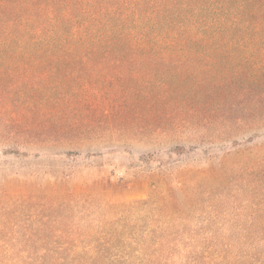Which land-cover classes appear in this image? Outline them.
I'll use <instances>...</instances> for the list:
<instances>
[{
    "label": "trees",
    "instance_id": "16d2710c",
    "mask_svg": "<svg viewBox=\"0 0 264 264\" xmlns=\"http://www.w3.org/2000/svg\"><path fill=\"white\" fill-rule=\"evenodd\" d=\"M130 118L152 131L214 128L217 139L263 128L264 0H0L4 155L34 131L79 144ZM228 159L221 172L184 173L181 201L5 183L0 264H264V153ZM238 197L226 239L213 229L220 201Z\"/></svg>",
    "mask_w": 264,
    "mask_h": 264
},
{
    "label": "rangeland",
    "instance_id": "374dc122",
    "mask_svg": "<svg viewBox=\"0 0 264 264\" xmlns=\"http://www.w3.org/2000/svg\"><path fill=\"white\" fill-rule=\"evenodd\" d=\"M129 121L132 119L121 126L120 120H116L110 127L105 125L106 121L79 144L61 137L47 141L50 133L42 135L39 131L21 137L20 154L4 155L10 143H0V188L10 183L15 189L27 188L29 194L44 195L47 187L55 184L68 191L94 186V192L105 191L115 203L148 199L155 194L181 201L180 178L184 173H212V168L221 172V160L227 155L230 168L237 163L236 158L264 153V127L235 132L231 139H217L219 131L214 128L203 131L171 126L152 131L144 125L135 128ZM202 137L205 142H200ZM88 153L100 155L88 157ZM208 179L210 175L205 180ZM101 181L110 187L104 190ZM243 201L244 197L220 201L222 214L213 229L226 239L237 226L235 204ZM209 212L205 209L191 224L202 226ZM182 263L181 258L176 259V264Z\"/></svg>",
    "mask_w": 264,
    "mask_h": 264
}]
</instances>
